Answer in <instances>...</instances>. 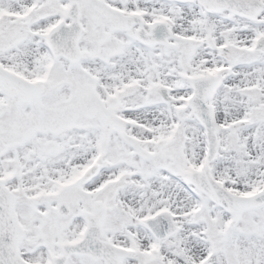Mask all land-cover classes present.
<instances>
[{
	"label": "snow or ice",
	"instance_id": "obj_1",
	"mask_svg": "<svg viewBox=\"0 0 264 264\" xmlns=\"http://www.w3.org/2000/svg\"><path fill=\"white\" fill-rule=\"evenodd\" d=\"M0 264H264V0H0Z\"/></svg>",
	"mask_w": 264,
	"mask_h": 264
}]
</instances>
